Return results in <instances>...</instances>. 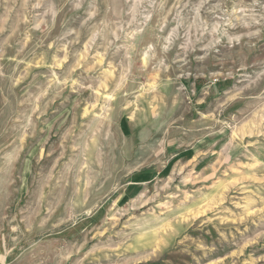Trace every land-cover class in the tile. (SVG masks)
Returning <instances> with one entry per match:
<instances>
[{
    "label": "rangeland",
    "instance_id": "obj_1",
    "mask_svg": "<svg viewBox=\"0 0 264 264\" xmlns=\"http://www.w3.org/2000/svg\"><path fill=\"white\" fill-rule=\"evenodd\" d=\"M0 264H264V0H0Z\"/></svg>",
    "mask_w": 264,
    "mask_h": 264
},
{
    "label": "crops",
    "instance_id": "obj_2",
    "mask_svg": "<svg viewBox=\"0 0 264 264\" xmlns=\"http://www.w3.org/2000/svg\"><path fill=\"white\" fill-rule=\"evenodd\" d=\"M0 260H1V258H0Z\"/></svg>",
    "mask_w": 264,
    "mask_h": 264
}]
</instances>
